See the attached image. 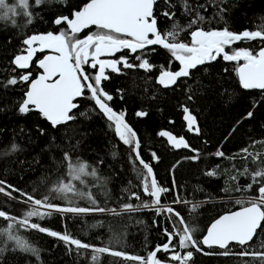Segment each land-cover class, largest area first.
<instances>
[{
    "label": "trees",
    "instance_id": "1",
    "mask_svg": "<svg viewBox=\"0 0 264 264\" xmlns=\"http://www.w3.org/2000/svg\"><path fill=\"white\" fill-rule=\"evenodd\" d=\"M8 2L14 4L16 0ZM86 2L87 0H66V3L61 4L55 0H47L43 5L35 6L30 0L31 11L34 13L30 24L27 22L28 18L22 14L8 20L0 19V181L38 199L49 195L59 180L67 179V162L64 160V153L67 152L73 161L79 158L87 162L96 168L98 174L97 177H85V184L73 181L81 191H90L96 204H92L87 198L73 197L74 206L115 209L119 215L110 211L87 214L53 211L43 219L32 217V223L61 234L67 232L95 247H109L114 251L142 258H147L158 245L167 241L165 229L172 231L175 227L182 231L184 226H189L194 229V239L199 242L215 219L241 208L242 205L237 204L236 200L246 202L258 195V192L246 189L252 183L251 174L264 168V108L243 133L241 147V150L247 148L258 159L254 160L241 150L224 158L209 169L208 172H214V175L202 174L198 177L199 184L218 186L220 196L207 201L180 204L174 202L177 199L171 177L161 170V159L154 149V142L161 140L153 129L154 125L167 121L162 112L165 99L168 94L185 100H189V96L207 95L218 101L224 109H231L240 99L264 100V94L255 90L243 91L235 74L237 63L226 62L222 57L198 66L191 70L189 77L178 81L171 90H164L155 84L157 76L162 70H176L179 62L162 47H156L155 52L140 53L153 65L150 71L138 67H122L119 73H113L108 80L102 81L104 90L113 96V100L108 102L109 106L115 112L123 113L125 122L136 133L141 157L152 166L158 184L170 189L162 194L161 206L172 205L171 208L184 218L185 225H181L175 215L167 216L163 211L157 215L155 206L140 207L145 203L151 205L152 200L142 190L144 170L135 160L132 146L119 140L114 124L95 107L94 102L88 98L89 93L86 92L87 95L74 101L79 106L73 110L76 117L74 120L53 128L36 112L24 116L18 113L17 105L23 99L26 85L6 86L7 79L16 75L10 61L15 55L22 54L26 47L22 43L23 39L33 34L50 31L56 33L66 28V25H55L54 19L60 15H70ZM182 2L183 0H171L172 6L169 8L164 0H157L154 14L161 32L170 30L174 22L185 28L178 36V40L185 43H190L188 33L196 27L205 30L227 27L240 33L246 29L260 30L264 26V0H188L193 9L198 10L204 17L202 22L193 25L191 29L187 26L193 14L184 10ZM221 8L226 11L221 12ZM166 10L176 13L174 21L161 14ZM93 29L98 31L95 27ZM83 36L81 32L79 38ZM261 47H264V42L257 39L236 42L226 50L247 48L258 51ZM135 57L131 61L138 64ZM35 64L33 62L27 70L31 71L32 78L39 73ZM206 80L213 85L208 86ZM140 111L147 115L137 116L136 113ZM12 145L16 146L15 151L11 150ZM153 153L158 156V160L153 159ZM189 184L192 187L194 185L192 182ZM237 188L241 191H236ZM132 192L137 193L140 198L130 199ZM12 195L16 199L0 194V210L18 219L22 218L29 208L28 204L21 202L26 197L20 196L18 192H13ZM51 195L56 197L59 194L52 192ZM52 203L62 207L69 206V201L61 198L52 199ZM124 204L136 205L138 210L125 212L122 210ZM7 224L8 221L0 218V228H6ZM17 234L39 250L38 257L31 252L17 249L13 242L7 241L6 236H0V264H94L91 249L77 251L75 246L66 245L57 237L36 229L24 230L18 225ZM176 244L178 245V241ZM262 244L264 232H259L243 250L264 251ZM200 247L203 251H196L194 248L180 249L178 246L176 250L181 254L193 252L188 264H260V261L249 256L220 255L225 250L205 249L201 244ZM241 250V246L233 244L228 249L230 253ZM170 255V252L161 251L157 256L161 261L169 262ZM95 264H140V261L105 253L99 256ZM169 264L177 262L171 261Z\"/></svg>",
    "mask_w": 264,
    "mask_h": 264
},
{
    "label": "snow or ice",
    "instance_id": "2",
    "mask_svg": "<svg viewBox=\"0 0 264 264\" xmlns=\"http://www.w3.org/2000/svg\"><path fill=\"white\" fill-rule=\"evenodd\" d=\"M46 2L47 0H32V4L35 6L43 5ZM55 2L63 4L66 3V0H55ZM156 3L157 0H87L82 7L73 10L70 15L58 16L53 23L57 26L66 25V28H62L56 33L50 31L45 34H33L23 39L22 43L26 47L23 49L22 54L15 55L10 61L15 66L12 71L16 75L7 79L6 86L26 85L23 99L17 105L18 113L24 116L30 112H36L41 118L47 120L53 128L74 120L76 117L73 115V110L79 107L74 101L76 98L84 96L85 92L89 93L88 98L94 102L95 107L103 113L107 120L114 124L115 133L119 140L125 145L132 146L135 152V160L142 165L144 170L141 181L142 190L152 200L151 205L145 203L140 207L155 206L157 215L161 214L162 211L167 212L175 215L181 225H185L184 218L178 212H175L173 208L160 207L162 194L169 192L170 189L158 184L152 166L141 157L138 151L140 144L136 138V133L125 122L124 114L115 112L109 106L108 102L113 100V96L102 87V81L109 79L106 69L119 73L121 68L118 65H122L123 68L138 67L150 71L153 65L140 54L135 57L139 61L138 64L129 62L126 55H122L119 59H101V57L115 56L125 49L131 53H143L146 50L155 52V48L152 46L158 45L166 49L180 65L177 71L162 70L160 72L157 82L163 87L176 84L179 78L189 77L191 70L222 57L226 62H238L235 67V74L242 89L261 90L264 94V47H261L258 51L247 48L226 50L239 41L259 39L264 42V26L260 30L246 29L240 33H235L227 27L211 30L196 27L195 30L188 33L191 38L190 43H185L178 40L179 33L186 30L179 23L174 22L170 30L161 32L154 14ZM164 3L171 8V0H164ZM182 7L186 12L193 14V18L187 26L189 29L204 20V17L198 10L193 9L188 0H183ZM200 7H203V5H200ZM220 11L223 12L226 9L221 8ZM21 14L28 18L27 22L29 24L32 22L31 18L34 13L31 11L30 0H16L14 4L9 3L8 0H0V19L8 20ZM161 14L173 21L176 15L175 12L170 10L163 11ZM12 22L15 24L14 19ZM92 26H95L98 31L79 38L81 32L90 29ZM45 50H50L54 54L45 55L42 59L35 61L42 71L35 78H32L31 71L24 70H29L34 56ZM240 61H243V63H239ZM86 66L95 70V74L90 75ZM17 70L21 71L18 72ZM189 99L191 100L192 97L189 96ZM255 106L254 104L253 107ZM183 112L188 130L199 134V128L195 127L197 124L196 117L191 114L187 107H183ZM136 115L143 117L147 114L140 111ZM252 116L253 112L249 111L244 119H249ZM158 135L166 137L168 143L176 149L187 148L197 153V155L188 157V159L199 158L198 150L191 149L184 137H177L163 130ZM11 150L15 151L16 146L12 145ZM241 151L248 156H252L247 148ZM215 155L223 157L224 153L218 150ZM152 156L155 160L159 159L155 153ZM252 158L256 160L258 156H252ZM64 160L67 162V179L59 180L51 189L49 195L39 199L20 192L19 189L11 185H6L4 181H0V194L8 196L10 199H16L12 193L18 192L20 196L26 197L21 202L29 205L28 210L19 219L4 210H0V218L8 221L6 228H0V236H6L7 241L13 242L17 249L31 252L37 257L39 255L37 248L32 247L27 239L17 234L18 225L19 228L24 230L36 229L57 237L64 241L66 245L75 246L77 251L91 249V259L94 264L99 256L105 253L116 257H124L128 260L140 261V264H169L171 261H176L178 264H188L193 257V252L187 251L181 254L176 250L177 246L180 249L194 248L196 251H203L200 244L224 249L225 251L219 253L220 255L249 256L253 260L260 261V264H264V251L249 252L243 250L259 232H264V168H259L251 174L252 183L247 185L246 189L256 191L258 195L246 202L236 200L237 204L242 205L241 208L215 219L199 242L194 239V229L189 226H184L182 231L175 227L172 231L165 229L164 234L167 236V242L158 245L156 249L149 253L147 258H142L114 251L109 247H95L74 238L67 232L61 234L31 222L32 217L43 219L45 216H50L53 211L73 214L110 211L114 215H119L115 209L74 206L73 197L87 198L92 204H96L93 194L90 191H81L73 181L85 184V177H97L98 174L96 168L91 167L87 162L81 161L79 158L73 161L67 152L64 153ZM206 174L214 175V172ZM253 185H258V187L254 188ZM173 187H175V182H173ZM236 191H241V189L237 188ZM52 192L59 195L53 197ZM55 198L68 200L69 206L62 207L52 203V199ZM129 198L139 199L140 197L137 193L132 192ZM174 202L180 203L181 201L176 200ZM184 203H187V201H184ZM122 210L135 212L138 208L133 204H124ZM176 241H178V245ZM233 242L242 247L240 252L230 253L228 251L230 244ZM261 248H264V244L261 245ZM161 251L171 253L169 262L161 261L158 258L157 253Z\"/></svg>",
    "mask_w": 264,
    "mask_h": 264
},
{
    "label": "rangeland",
    "instance_id": "3",
    "mask_svg": "<svg viewBox=\"0 0 264 264\" xmlns=\"http://www.w3.org/2000/svg\"><path fill=\"white\" fill-rule=\"evenodd\" d=\"M205 82L208 86L213 85L209 80ZM183 107H187L196 117L195 127L199 128V134L188 130ZM263 108L262 99H240L234 108L224 109L218 101L207 95L193 96L191 100H185L168 94L162 106L167 121L164 124H155L153 129L157 134L163 130L177 137H184L191 149L198 150L199 156L198 159H188L197 153L187 148L176 149L168 143L166 137L160 135L158 136L161 140L154 142V149L161 159V170L171 177L172 183L175 182L173 189L176 199L181 201L180 204H184V201L192 204L194 201H207L220 196L218 186L199 184L198 177L206 175L214 164L241 150L243 133ZM249 111L253 112V116L244 119ZM218 150L224 153L223 157L215 155ZM190 182L194 184L193 187ZM190 192L194 195H190ZM165 214L168 216L169 213Z\"/></svg>",
    "mask_w": 264,
    "mask_h": 264
},
{
    "label": "flooded vegetation",
    "instance_id": "4",
    "mask_svg": "<svg viewBox=\"0 0 264 264\" xmlns=\"http://www.w3.org/2000/svg\"><path fill=\"white\" fill-rule=\"evenodd\" d=\"M94 28V27H93ZM93 28H90V29H85L82 33L84 34V36L83 37H85V36H87L88 34H90L91 32H96V30L95 29H93ZM82 37V38H83ZM156 47H160V46H155V47H153V48H156ZM147 51V50H146ZM145 51V52H146ZM148 52H151V51H148ZM137 54H140V53H131L129 50H127V49H125V50H123L122 52H120V53H117L115 56H102L101 57V59H119L122 55H126L127 56V58H128V60H129V62H133V61H131V58L133 59V57L134 56H136ZM46 55V53H37L36 54V56H34V58H33V62H35L36 60H38V59H41V58H43L44 56ZM36 65V64H35ZM118 67H120V68H122L123 66L122 65H118ZM179 67H180V65L178 64V68H176V70H174V71H177L178 69H179ZM86 68H87V71H88V73L90 74V75H93V74H95V70H93V69H91L90 67H87L86 66ZM169 71H171V70H169ZM113 73H115V72H112L111 70H109V69H106V74L107 75H111V74H113ZM160 75V74H159ZM158 77V76H157ZM157 79V78H156ZM155 84H156V81H155ZM157 86H159L158 84H156ZM160 88H162L161 86H159ZM163 89V88H162ZM165 90V89H164ZM171 90V89H170ZM85 95H87V93L85 92ZM90 95V94H89ZM79 98V97H78Z\"/></svg>",
    "mask_w": 264,
    "mask_h": 264
},
{
    "label": "water",
    "instance_id": "5",
    "mask_svg": "<svg viewBox=\"0 0 264 264\" xmlns=\"http://www.w3.org/2000/svg\"><path fill=\"white\" fill-rule=\"evenodd\" d=\"M93 27H95V26H92L91 28H93ZM191 39V38H190ZM158 46V45H157ZM152 47H155V46H152ZM38 53H46V55H50V54H54V53H52L50 50H45L44 52H38ZM42 59V58H41ZM229 63H238V62H229ZM239 63H243V61H240ZM15 67V66H14ZM36 67H37V69L39 70V73H38V75L40 74V72L42 71L41 69H39L38 68V66H37V64H36ZM110 70V69H109ZM18 71H21V70H18ZM24 71H27V70H24ZM158 78V77H157ZM187 77H182V78H179L178 79V81H180V80H183V79H186ZM178 81H177V83H178ZM239 82V81H238ZM176 83V84H177ZM156 84H158L159 86H161L163 89H165V90H170V89H172L176 84H174V85H171L170 87H163L162 85H160L158 82H157V79H156ZM243 91H252V90H245V89H242ZM255 91H257V92H260V93H262L261 92V90H255ZM77 99V98H76ZM47 121V120H46ZM48 122V121H47ZM49 123V122H48ZM50 124V123H49ZM136 138H137V136H136ZM137 140H138V138H137ZM179 149H182V148H179ZM138 151H139V149H138ZM134 152V151H133ZM134 156H135V152H134ZM138 162V161H137ZM139 163V162H138ZM140 165V164H139ZM141 167H142V165H140ZM154 173V172H153ZM154 176H155V174H154ZM156 178V177H155ZM161 206V205H160ZM240 209V208H239ZM239 209H237V210H235V211H238ZM232 212H234V211H232ZM228 213H230V212H228ZM225 214H227V213H225ZM225 214H222V215H225ZM160 215V214H159ZM221 215V216H222ZM219 218V217H218ZM217 218V219H218ZM214 222V221H213ZM211 225V224H210ZM209 225V226H210ZM208 226V227H209ZM206 232H207V229H206V231H205V234H206ZM204 234V235H205ZM165 235V234H164ZM166 238H167V236H166ZM167 242V241H166ZM165 242V243H166ZM250 243V242H249ZM238 245V244H235L234 242L233 243H231L230 245ZM202 245V247L203 248H205V249H218V250H224V249H220L219 247H216V246H213V247H207V246H205V245H203V244H201ZM240 246V245H239ZM156 249V248H155ZM160 252H158L157 253V255L159 254Z\"/></svg>",
    "mask_w": 264,
    "mask_h": 264
},
{
    "label": "built area",
    "instance_id": "6",
    "mask_svg": "<svg viewBox=\"0 0 264 264\" xmlns=\"http://www.w3.org/2000/svg\"><path fill=\"white\" fill-rule=\"evenodd\" d=\"M166 207H170V205H167ZM181 253V252H180ZM176 262V261H175ZM177 264H178V262H177Z\"/></svg>",
    "mask_w": 264,
    "mask_h": 264
}]
</instances>
